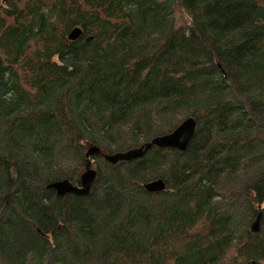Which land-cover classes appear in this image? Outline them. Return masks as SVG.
<instances>
[{"label":"trees","instance_id":"trees-1","mask_svg":"<svg viewBox=\"0 0 264 264\" xmlns=\"http://www.w3.org/2000/svg\"><path fill=\"white\" fill-rule=\"evenodd\" d=\"M0 264H264V0H0Z\"/></svg>","mask_w":264,"mask_h":264},{"label":"water","instance_id":"water-1","mask_svg":"<svg viewBox=\"0 0 264 264\" xmlns=\"http://www.w3.org/2000/svg\"><path fill=\"white\" fill-rule=\"evenodd\" d=\"M81 29L74 27L68 34L69 40H75L81 35ZM197 128V121L188 117L184 119L173 131L163 135H157L150 140L141 143L140 145L130 148L125 151L117 152H102L96 145L89 146L85 151V157L89 160L90 157L100 156L109 164L118 162H130L142 158L152 148H174L179 151H184L194 136ZM91 162L88 161L85 169L80 173L78 182L73 183L70 179L55 180L47 185L48 188L54 189L56 194L63 197L66 194H74L86 196L89 194L92 184L96 179L97 171L90 167ZM165 183L162 179L149 180L143 183V189L148 193H159L165 190ZM253 233L261 230V212L256 216V219L250 227Z\"/></svg>","mask_w":264,"mask_h":264},{"label":"rangeland","instance_id":"rangeland-1","mask_svg":"<svg viewBox=\"0 0 264 264\" xmlns=\"http://www.w3.org/2000/svg\"><path fill=\"white\" fill-rule=\"evenodd\" d=\"M90 162H91L90 167H91L92 169H95V170H96V169H97L96 161H95V160H91ZM106 163H107V162H106ZM108 164H109V163H108ZM110 165H112V164H110ZM84 169H85V168H84ZM84 169H83V170H84ZM83 170H82V171H83ZM82 171H81V172H82ZM81 172H80V173H81ZM80 173H79V174H80ZM78 177H79V175H78Z\"/></svg>","mask_w":264,"mask_h":264}]
</instances>
